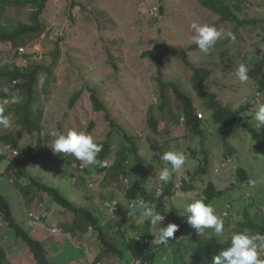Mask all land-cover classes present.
I'll list each match as a JSON object with an SVG mask.
<instances>
[{
	"label": "rangeland",
	"instance_id": "374dc122",
	"mask_svg": "<svg viewBox=\"0 0 264 264\" xmlns=\"http://www.w3.org/2000/svg\"><path fill=\"white\" fill-rule=\"evenodd\" d=\"M72 2H75L73 7ZM242 5V12L237 14L240 19H264V0H244ZM157 7H161L163 12L153 18L151 8ZM34 10L30 5L6 8L0 17V27L13 30L19 24L32 25ZM39 22V35L34 40H28L27 45L29 52L41 56L37 65L43 69L38 74L33 97V112L40 120L43 151L38 161L30 160L31 163L21 165L29 178L57 189L71 204L93 211L104 222L116 219L121 222L120 229L117 226L112 228V238L118 247L130 237H144L146 221L138 215L123 219L121 213L108 209L106 202H110L114 209L115 205L125 207L128 202L123 191L128 187L142 186L151 192L157 173L164 165L161 154L168 150L182 151L186 157L185 165L169 183L175 184L178 178L187 176V189L167 200L166 208L168 216L171 210H175L178 221L186 226L182 234L184 245H191L196 237L214 236L211 230H205L203 235L198 236L185 222L186 217L179 215L180 205L186 200L204 199L202 191L208 182H212L216 190L224 191L209 203L224 220V236H216L220 242H225L238 230V225L244 221L245 210L253 215L258 211L256 207L264 208V146L256 144L245 130L238 129L226 139L232 150L227 152L223 132L213 122L211 114L203 110L191 83L192 71L189 67L207 69L210 74L203 84L204 91L234 111L245 108L241 117L255 128L251 114L259 103H264V93H260L250 79L240 81L235 71L241 63L249 68L251 61H264L263 28L251 25L238 27L221 21L219 16L203 8L196 0H48ZM193 22L207 23L224 32L231 31L236 38L234 41L218 40L213 49L202 52L191 42L194 33L190 25ZM62 34L61 38L57 37ZM6 44L0 45V69L16 65ZM55 49L59 55L53 62ZM150 51L162 59L159 74L155 63L142 56ZM157 78L165 84H176L191 97L196 114L202 115V119L197 116L204 130L202 138L186 130L181 104L170 88L165 90L166 100L162 105ZM91 95L102 104L101 111L94 110ZM74 98V105L70 108ZM22 100L20 90L16 89L12 102L0 101L11 121L9 128L0 127V134L15 136L20 131L11 110ZM90 123H93L91 135L94 141L108 140L113 154L123 148H137L142 164L139 166L133 161V155H129L125 163L129 177L105 178L95 171L94 166L85 167L71 155L59 158L46 146L51 131H86ZM151 123H156L155 130ZM263 127L255 129L260 131ZM35 136L23 134L19 140L20 149L31 150L36 142ZM203 153L207 155L206 161ZM67 159L71 162L67 163ZM112 162L113 157L108 164L112 165ZM7 163V159L0 163V194L10 203L15 221L23 228L27 223L35 224L34 219L40 213L44 200L43 209L50 212L43 220L44 225L48 228L52 224L61 229L68 228L67 237L65 232L54 234L55 240L60 238L56 242L58 244L46 246L49 261L53 264H82L85 259L84 264H89L86 261L88 256L93 262L94 251L99 247L96 250L98 253L101 248L96 233L83 235L81 242L74 239L70 234L73 224L71 214L52 202L45 193L29 189L33 200L26 203L20 190L29 184L28 180H16L13 174L5 173ZM205 163L204 173H201ZM239 169L246 171L248 180L254 182L253 186L248 182H239ZM197 171L199 173L196 174ZM251 203L255 204V208L251 207ZM151 205L155 207V203ZM166 226L164 218L161 227ZM154 231L152 227L147 231L151 240L154 239ZM104 232L107 233L106 225ZM86 239L93 240L97 246L95 250L89 243L83 246ZM51 242L54 243L52 239ZM0 245L6 252H21L26 248L1 216ZM260 256L264 258V251ZM29 257L25 251L24 264H29ZM168 257V251L160 252L157 264L169 262ZM99 262L122 264L114 257H100ZM130 264L138 263L130 261Z\"/></svg>",
	"mask_w": 264,
	"mask_h": 264
},
{
	"label": "trees",
	"instance_id": "16d2710c",
	"mask_svg": "<svg viewBox=\"0 0 264 264\" xmlns=\"http://www.w3.org/2000/svg\"><path fill=\"white\" fill-rule=\"evenodd\" d=\"M48 0H0V17L6 10V8L16 6L23 7L30 5L34 7L32 13V25L19 24L16 25L13 30L8 27H0V45L7 43L5 47L9 48L12 52L23 47L27 50L29 49V44L27 41H31L37 38L41 31V25L39 22V16L44 10ZM157 1V0H155ZM203 8L212 12L213 14L219 16L221 21L233 23L238 27H245L248 25L257 26L264 29V19H240L237 14L241 13L243 10L244 0H196ZM75 5L72 2L71 7ZM152 6H154L152 4ZM151 6V7H152ZM152 9V8H151ZM163 12L161 7H157V13L161 15ZM152 16V15H151ZM155 18V17H153ZM30 51V50H28ZM59 51L55 49L53 52V62L58 57ZM143 57H149L156 65L158 74L161 69L162 59L155 55L153 51L146 52L142 55ZM31 57L30 55H25L23 58L27 59ZM14 59V57H13ZM249 72L248 76L251 81L255 84L260 93H264V61L256 60L249 62ZM192 71L191 83L194 89L197 91L199 99L202 103L203 110L208 111L211 114L213 122L219 127L223 132L224 147L228 153H231V149L226 142V139L236 133L238 129L245 130L251 137V139L256 143L264 146V127L258 131L252 127L251 123L244 121L241 117L242 113L246 111L245 108H239L238 110H232L230 107L221 104L216 100V97L212 94H208L204 91L203 84L206 82L209 71L205 68H195L189 66ZM45 70V69H44ZM43 71L41 67L37 65V62L30 61L28 66L24 69L13 68H2L0 69V88L6 87L9 89L7 94L0 92V101L6 100L12 102L14 90L19 89L20 94L23 96V100L20 104H17L15 108L11 110L17 124L20 126V131L16 132L15 136L12 134H0V142L5 145H10L12 148H16L19 145V140L23 137V134L28 136H35V145L31 150H24V155L26 156L27 162L38 161L42 156L43 142L40 136L41 127L40 120L37 113L33 112L34 104V87L38 82L37 77L39 72ZM5 79L4 82L2 80ZM159 95L162 101V105L165 104L166 96L165 90L170 88L173 92L175 99L181 104L182 116L184 121V126L186 130L192 133L194 136L202 138L203 126H201V120L197 118L196 108L193 104L191 97L184 92H182L174 83L165 84L162 83L158 78ZM14 81H18L19 84L11 88ZM76 98V96H75ZM70 103V108L74 105V100ZM92 105L95 111H101L103 106L94 95H91ZM162 108V106H161ZM111 127L113 126L112 123ZM152 124V123H151ZM156 123L152 124V128L155 130ZM93 128V123H90L86 129V132L91 135ZM103 145L102 151L98 155L99 160L109 161L113 157L112 165L104 168L96 167L95 171L99 174H103L106 177H121L125 179L128 176L126 171V165L128 162L129 155H133V161L139 166L142 164V160L137 155V148L127 149L123 148L119 152L112 153L111 144L107 141L97 142ZM64 154H58L61 158ZM203 158L206 161L207 155L203 153ZM6 159L4 155L0 153V163ZM227 159V158H226ZM31 160V161H30ZM71 162V159H67V163ZM6 166V171H14L15 179L27 178L28 185L21 188V195L25 198L26 203L33 200L30 195L29 189H33L36 192L45 193L49 196L52 202L56 203L63 210L69 211L73 218L72 229L82 233L88 231V228H92V232L96 233L97 239L100 242V253L97 258L93 260L90 264H100V257L106 258H118L122 264H130L133 261L138 264H157L160 259V252L168 251L170 257H168L169 262H162V264H211L212 258L219 254L221 248H226L229 246L228 240L225 242H220L214 235L208 238H193L191 245L183 244L182 234L185 230V225L180 224L178 217L174 213L175 210H171V221L172 223L178 225L177 231L174 233V237L166 245H157L155 242L145 240V237L134 236L126 239L119 247L114 243L112 235L114 234L113 227L117 226L119 229L121 227V222L116 220L107 221L105 224L101 223V219L97 216L91 214L89 210L83 209L81 207L74 206L71 204L61 193L55 189L40 182L33 180L27 176L25 168H21L20 163L16 160H9ZM206 163L202 165L201 173H204V167ZM199 171L196 172V174ZM195 174V175H196ZM177 175L176 173L174 174ZM177 177V176H176ZM104 178V179H105ZM237 178L240 183H246L248 181V176L246 171L239 169L237 171ZM156 180V179H155ZM187 182V176L182 179V189L185 190ZM158 184L156 180L153 184V190H147L145 187L136 186L128 187L123 191V196L125 200L129 203L134 202L136 199H144L150 204L155 203V208L157 211L161 212L164 218L166 217V211L164 210V205L166 204L165 199H170L174 196L173 186L174 183L170 182L165 185L161 194L155 193V185ZM124 190V189H123ZM233 191V188L231 187ZM235 190V189H234ZM154 192V194H153ZM151 193V194H150ZM204 196V202L209 204L213 200L217 199L224 191L216 190L212 182H208L206 187L202 191ZM154 196V200L152 199ZM127 204V205H128ZM115 205V204H113ZM115 213H121L123 219H126L125 207L120 208V206L115 205ZM251 207L255 208V204L251 203ZM264 207V206H263ZM258 211L255 214H249V210L243 212L244 221L238 225V230H243L245 228L252 232H259L264 234V213L262 209L256 207ZM255 215V216H254ZM0 216L2 220L6 223L7 227L13 231L16 238L20 239L23 244L26 245L29 250L35 264H53L46 257V252L43 244L38 240L34 239L28 230L21 227L14 219L11 213L10 205L3 195L0 194ZM104 225L107 227V233L104 232ZM150 228V224L145 222L144 231ZM109 231V232H108ZM88 233V232H87ZM110 233V234H109ZM138 238V239H137ZM121 241V239H120ZM147 241V242H146ZM0 264H9L7 260L6 252L0 245Z\"/></svg>",
	"mask_w": 264,
	"mask_h": 264
},
{
	"label": "clouds",
	"instance_id": "9594fccd",
	"mask_svg": "<svg viewBox=\"0 0 264 264\" xmlns=\"http://www.w3.org/2000/svg\"><path fill=\"white\" fill-rule=\"evenodd\" d=\"M190 27L194 33L191 37V42L196 45L200 51L205 53L213 49L218 40L230 39L234 41L236 38L231 31L224 32L207 23L199 24L193 22ZM248 72L249 68L247 64L241 63L236 68L235 75L240 81H247L249 79ZM12 87L14 86L11 85V88ZM0 92L7 94L9 92V89L3 87L0 88ZM251 119L254 121L256 129L264 126V103H259L255 107L251 114ZM10 126V118L8 115H5V108L3 106H0V127L7 129ZM49 136L50 140L46 146L54 155H71L76 160L80 161L85 167L96 166L104 168L108 166V162L106 160H99L97 158L99 153L103 149V145L95 142L93 136L86 131H76L68 129L65 132H60L54 130L49 133ZM0 144L2 145H0L1 154L4 155L8 161L16 160L20 163V166L27 163L26 156L24 155V150L20 149L19 146L16 148H12L10 145H5L1 142ZM3 146H9L11 149L22 152L23 159L20 160L17 158H10L7 152L4 151ZM160 159L163 162L164 165L162 166L164 167H161L158 171L159 175L157 173L158 177H156V180L158 179V181L166 183L167 185L172 179L173 175L179 172L185 165L186 157L182 151L168 150L161 154ZM22 166L21 168H23ZM5 173L13 174L15 176L14 171L8 172L6 171V168ZM247 182L250 186H253L254 184V182L249 180ZM174 186V195L182 191V188L181 190L177 191ZM168 198L165 199V211L168 207L167 203L171 199ZM45 203L46 202L43 200L41 210L45 207ZM106 203H108V209H113L112 211L115 212L116 207L114 209L109 205L111 204L110 202ZM127 207L128 205H125L126 210L124 212H127ZM132 207L135 211V214L130 218L126 217L127 220L138 215L141 220L148 222L150 224V227L155 229V231L152 233V236L154 237L153 240L157 245H166L170 240L173 239L174 233L178 229V225L172 223L171 216L166 215L165 218L167 226L161 227V222L164 220V216L161 212L157 211L156 208L149 202H146L142 198L136 199L133 202ZM41 210L40 213H37V216L45 214V218L38 222L35 221L36 224H44L43 220L46 219L48 215H50V212L45 211L44 209L43 211ZM179 215L186 217L185 222L196 231V234L198 236L203 235L205 233V230H211V232L217 237L224 236V220L216 214V209L211 204H206L203 199L192 198L190 200H186L180 205ZM67 229L52 228L51 233L52 235L64 232L69 233L67 232ZM70 229L72 230V232L75 231L71 226ZM53 230H56L57 232H53ZM88 230H92V228L89 227ZM144 233L146 234L147 232L144 231ZM145 240L154 243L153 240H151V236L149 235V233H147ZM228 243V247L221 248L219 254L212 258L211 264H264V258H261L260 256L261 251H264V234H261L259 232H252L249 229L245 228L243 230L234 231L228 238Z\"/></svg>",
	"mask_w": 264,
	"mask_h": 264
},
{
	"label": "crops",
	"instance_id": "0c3cea01",
	"mask_svg": "<svg viewBox=\"0 0 264 264\" xmlns=\"http://www.w3.org/2000/svg\"><path fill=\"white\" fill-rule=\"evenodd\" d=\"M91 212V214H93V215H95V216H97L93 211H90ZM104 219V218H103ZM101 223L102 224H105L106 223V221L104 222V221H102V219H101ZM52 228H58L57 227V225L55 224H52L51 226H50V228H48L47 226H45L44 224H32V223H27V226L25 225V227H24V229H26V230H28L29 231V233H30V235L34 238V239H36V240H38L39 242H41L42 244H43V246H44V248H45V252H46V255L48 254V250L46 249V246L48 247V246H50V245H53V244H55L56 242H59V240H60V238H56V240L53 238V237H56L55 235H52V233H51V229ZM89 233V232H88ZM68 234L69 233H66V237L68 236ZM71 234V236L74 238V239H76L77 241H79V242H81V239H82V236L83 235H85V234H87V232H85V233H80V232H77V231H73L72 233H70ZM145 236H147V233L145 234ZM51 239L53 240V242L54 243H52L51 242ZM90 244V246L94 249V248H96L97 246L94 244V242H93V240H91V239H86L84 242H83V246H84V244ZM16 244H18V241L16 242ZM56 244H58V243H56ZM24 245V244H23ZM12 249V248H11ZM26 249V250H25ZM24 249V251L22 250L21 252H18V251H5L6 252V255H7V260H8V262H9V264H21V262H23V264H24V261L26 260L25 259V251H26V253H27V255H28V257H29V255H31L30 254V252H29V250L27 249V247ZM99 249V247L96 249V250H98ZM95 250V249H94ZM96 250L94 251V259L95 258H97L98 257V254L100 253V251L97 253L96 252ZM31 260H29L28 259V261H29V264H35V262L33 261V259H32V255H31V257H29ZM50 258H48V260H49ZM86 261H87V263H91L90 261H89V257L87 256V258H86ZM85 263V259L83 260V262H82V264H84ZM67 264H71V263H67Z\"/></svg>",
	"mask_w": 264,
	"mask_h": 264
},
{
	"label": "built area",
	"instance_id": "2783aa9c",
	"mask_svg": "<svg viewBox=\"0 0 264 264\" xmlns=\"http://www.w3.org/2000/svg\"><path fill=\"white\" fill-rule=\"evenodd\" d=\"M150 14L153 17L156 18L157 15H158L157 14V8H152V11L150 12ZM62 36H63V34L62 35H59V36L57 35V37H59V38H61ZM25 55H30L31 57H29L27 59H24L23 57ZM13 57L16 60L15 67H17L18 69H24V68H26L28 66V64H29L30 61L38 62L41 59V56H39L37 53H35V52H29L26 48H23V47L17 49L16 51H13L11 53V58H13ZM17 83H18V81H14L12 83V86H14L15 84L17 85ZM198 117L199 118L201 117L200 119H202V115H198ZM3 149H4L5 152H7V154L9 155L10 158H17V159H20V160L23 159L22 152L17 151V150H14V149H11L9 146H3ZM162 167H164V166H162ZM158 175H159V173H158ZM182 179L183 178H180V179L178 178L177 179V182L175 183L174 188L177 191L181 190V188H182ZM165 185H166V183H163V182L158 181V184L155 187V193L156 194H161L162 190L164 189L163 187ZM132 205H133V202H131V203L128 204V207H127L128 210L126 212V217L127 218H130V217H132L135 214V211H134ZM106 206H108V204ZM43 218H45V214L36 216L34 220L36 222H38V221H41ZM53 232H57V231L56 230H53Z\"/></svg>",
	"mask_w": 264,
	"mask_h": 264
},
{
	"label": "bare ground",
	"instance_id": "6f19581e",
	"mask_svg": "<svg viewBox=\"0 0 264 264\" xmlns=\"http://www.w3.org/2000/svg\"><path fill=\"white\" fill-rule=\"evenodd\" d=\"M88 232H92V230H88Z\"/></svg>",
	"mask_w": 264,
	"mask_h": 264
}]
</instances>
